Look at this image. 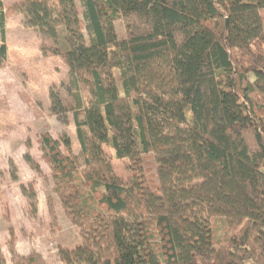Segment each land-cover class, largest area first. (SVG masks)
<instances>
[{
    "label": "trees",
    "instance_id": "16d2710c",
    "mask_svg": "<svg viewBox=\"0 0 264 264\" xmlns=\"http://www.w3.org/2000/svg\"><path fill=\"white\" fill-rule=\"evenodd\" d=\"M10 9L69 72L48 92L49 114L71 115L78 153L67 135L39 141L80 238L57 246L59 260L264 264V0H17ZM4 20L0 0V62ZM112 159L126 161V176ZM20 188L34 216V191ZM7 230L0 264H45L35 248L20 255Z\"/></svg>",
    "mask_w": 264,
    "mask_h": 264
},
{
    "label": "rangeland",
    "instance_id": "374dc122",
    "mask_svg": "<svg viewBox=\"0 0 264 264\" xmlns=\"http://www.w3.org/2000/svg\"><path fill=\"white\" fill-rule=\"evenodd\" d=\"M16 2L2 0L7 55L0 62V246L9 260L6 241L10 226L20 255H26L32 247L41 254L45 264H64L57 257V246L77 245L80 238L54 192L55 184L41 155L39 141L43 133L55 139L67 135L72 151L78 153L71 115L67 123H62L49 114L48 92L67 83L69 72L58 57L41 54L39 44L49 45L50 41L26 26L21 13L10 9ZM114 26L116 34L123 37L125 32L121 20H116ZM82 95L85 96L84 91ZM107 152L110 154L111 151L107 149ZM25 153L40 165V174L29 167ZM112 162L116 174L127 175L125 160L112 159ZM144 167L147 177L155 182L154 164L150 157L146 158ZM11 172L16 175L15 180L11 178ZM21 185L26 192L34 191L37 204L34 216L27 209ZM221 236V231L215 230L214 243Z\"/></svg>",
    "mask_w": 264,
    "mask_h": 264
},
{
    "label": "crops",
    "instance_id": "0c3cea01",
    "mask_svg": "<svg viewBox=\"0 0 264 264\" xmlns=\"http://www.w3.org/2000/svg\"><path fill=\"white\" fill-rule=\"evenodd\" d=\"M1 244V243H0Z\"/></svg>",
    "mask_w": 264,
    "mask_h": 264
}]
</instances>
